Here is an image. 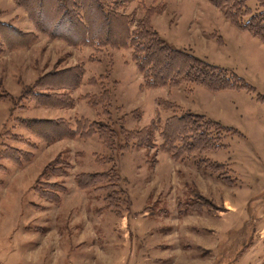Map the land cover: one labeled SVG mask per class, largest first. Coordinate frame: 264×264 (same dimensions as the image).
I'll use <instances>...</instances> for the list:
<instances>
[{
  "label": "rangeland",
  "instance_id": "374dc122",
  "mask_svg": "<svg viewBox=\"0 0 264 264\" xmlns=\"http://www.w3.org/2000/svg\"><path fill=\"white\" fill-rule=\"evenodd\" d=\"M214 5L209 0L112 4L133 16L132 28L152 13L151 25L159 35L233 70L253 91L212 92L185 83L147 88L130 56L131 34L126 37L121 28L109 35L119 40L106 45L72 46L38 33L42 38L30 47L0 54V148L2 142L3 148L33 153L32 161L22 167L0 159V264H32L36 259L26 258L47 246L69 251L65 263L58 264H72L76 257L79 264H264V44L222 20ZM244 5L252 12L262 7L260 0H245ZM3 8L4 20L24 25V13L15 19L5 1ZM93 13L100 23L97 11ZM61 70L63 88L48 86L57 87L63 77H47L35 91L64 93L66 104L68 97L73 100L72 107L49 108L41 98L24 97L40 75ZM159 100L165 104L159 105ZM188 111L205 113L239 133H229L223 148L191 153L181 148L176 158L162 148L160 133L169 116ZM80 117L101 123V130L149 127L153 122L155 141L146 148L111 151L97 135L47 143L17 124L21 118L56 119L75 128ZM59 153L62 165L55 162L49 170L66 169L67 175L42 176ZM202 158L225 169L198 165ZM113 166L122 179L118 187L103 180L88 190L76 185L78 172H108ZM49 181L66 187L58 203L42 199L37 191L55 190ZM112 192L116 208L106 199ZM200 198L208 207L181 210L184 200Z\"/></svg>",
  "mask_w": 264,
  "mask_h": 264
},
{
  "label": "trees",
  "instance_id": "16d2710c",
  "mask_svg": "<svg viewBox=\"0 0 264 264\" xmlns=\"http://www.w3.org/2000/svg\"><path fill=\"white\" fill-rule=\"evenodd\" d=\"M14 1L17 6L25 10L27 16L35 26V31L25 32L10 23L0 21V54L7 49L18 48L23 45L30 47L39 39L37 37L38 33L47 36L51 40H62L72 46L74 44L106 45L107 43L110 44L119 40L111 38V36L114 29L121 28L125 29L123 34L126 37L131 34L129 44L132 52L130 56L131 59L133 58L132 60L135 62L134 64L142 76L143 85L147 88H157L165 85L178 87L185 83L191 86L200 85L212 91L228 89L253 91L249 83L239 77L233 70L212 64L187 50L175 47L163 36L159 35L151 25L153 21L152 13L144 15L137 21L136 27L132 28V23L134 22L132 20L133 16L130 17L126 13L118 12L112 6L114 0ZM209 1L215 3L222 10L224 18L229 23L240 31L258 38L264 44V0H260L262 7L253 12L244 5L245 0ZM95 11H97L100 17V23L97 22L98 18L93 13ZM129 28L131 29L129 30ZM118 34H121V32L119 31ZM103 35L105 37L101 40V36ZM109 35L111 36L109 37ZM64 72L61 70L55 74L40 75V79L35 83L34 88L29 90V92H25L24 97L33 95L36 98H41L40 103L49 108L72 107L74 104L73 100L68 97L69 103L66 104L63 98L65 96L64 93L55 92V94H52L51 92L35 91L36 87L46 82L47 77H56L57 79L63 77L57 81V87L48 85L51 89L63 88L65 84L63 83L65 80ZM79 78L80 76H76L77 83ZM77 83L76 85L69 86H72L71 89H73L77 86ZM32 91H34L33 94ZM10 98L12 99V96ZM261 98L258 96V99ZM2 100L6 99L3 98ZM158 103L162 106L165 104L162 100H159ZM175 105L167 103V106L175 107ZM165 122L166 128L160 133L163 140L162 143L164 144L162 148L176 158L179 157L181 148L187 153L189 151L191 153L197 149L211 150L223 148L226 146L223 139L229 133H239L234 127L224 125L208 117L206 114L192 111L179 116L173 114ZM17 124L39 136L47 143L65 138L97 135L111 151H116L117 149L128 150L137 146H145L146 148L155 141L151 132L153 122L149 127H145L147 126L145 125L144 127L127 129L122 126L120 130L108 127L101 130L98 127L101 123L83 117L78 118L75 128L71 127L66 121L56 119L21 118ZM214 134L216 135L214 136ZM174 140L182 142V145L178 147L177 142L171 145V141ZM2 148L1 142L0 159L13 162L17 167H22L24 163H29L33 159L32 152L8 145ZM60 155L59 153L54 158V161L52 160L51 163L45 166L41 172L42 176H49L50 174L54 176L67 175L66 169L63 171L56 170L58 173L55 172V169L49 170V166L55 162L62 165L59 160ZM109 158L110 161H113V158ZM202 164L204 166L208 165L214 170L225 169V165L214 161L211 162L209 158H202L198 162V165ZM74 180L79 188L86 190L90 186H96L97 183L102 182L100 180H103L104 184L114 186L113 188L118 187L122 181V179L120 180V174L114 166L108 172L103 171L92 174L78 172L74 176ZM46 183L57 188L49 193L47 191L49 190L48 188H38L37 191L41 194V198L50 203H58L60 201V193L66 187L57 181ZM121 192L124 193L122 189ZM114 197L112 192L107 195L106 199L109 206L116 208V206H119V203L114 202ZM206 202L201 198L197 202H193L192 199L184 200L181 210L189 209V206H191L189 210H199L203 207H208Z\"/></svg>",
  "mask_w": 264,
  "mask_h": 264
},
{
  "label": "crops",
  "instance_id": "0c3cea01",
  "mask_svg": "<svg viewBox=\"0 0 264 264\" xmlns=\"http://www.w3.org/2000/svg\"><path fill=\"white\" fill-rule=\"evenodd\" d=\"M4 1L5 3H8L10 8L11 9H14V12L16 13L14 16H12V18L14 17L15 19L17 14L22 12L25 14L26 16V20L23 22L24 25L23 26H19L18 23L14 22V21H8V20H11L10 19H7V20H4L1 16L4 15V11H6L5 8H3V5H4ZM207 2V1H205ZM208 3V2H207ZM209 4V3H208ZM215 6V5H214ZM217 8V6L215 7ZM218 11H220L222 13V20L224 19L226 22H228L225 18H224V15H223V12L222 10H220V8H217ZM0 21L2 22H7V23H10L12 24L14 27L18 28V29H21L25 32H34L35 31V26L34 24L32 23V21L29 19V17L27 16L25 10L19 6L16 5L15 1L14 0H0ZM7 14V13H6ZM229 23V22H228ZM228 23H224V24H228ZM231 24V23H230ZM232 25V24H231ZM233 26V25H232ZM235 27V26H234ZM236 28V27H235ZM237 29V28H236ZM239 30V29H237ZM240 31V30H239ZM240 32H243V31H240ZM243 33H246V32H243ZM248 34V33H247ZM45 37V36H44ZM42 38V37H39V39ZM256 38V37H255ZM258 39V38H256ZM259 40V39H258ZM52 41H60V42H63L62 40H59V39H55V40H52ZM260 41V40H259ZM261 42V41H260ZM33 45V44H32ZM200 86V85H198ZM203 87V86H202ZM203 88H206V87H203ZM207 90H209L208 88H206ZM228 90H235V89H228ZM209 91H212V90H209ZM221 91H226V90H221ZM221 91H212V92H221ZM195 111V110H194ZM205 114V113H203ZM207 115V114H206ZM218 121V120H217ZM220 122V121H219ZM39 254H42V257L41 259L38 260V255ZM69 254V251L67 249H62L61 247H58V248H52L51 250H49L48 246L47 247H42V249L40 250L39 253H33V256L32 257H27L26 260L29 262L31 261V258L33 260L36 259L35 262H31L32 264H58V261H62L63 263H65V255H68ZM59 255H62V257H59ZM37 256V257H36ZM11 259H13L11 257ZM76 261V264H79V259L76 257L75 259H73V261H71L72 264H74Z\"/></svg>",
  "mask_w": 264,
  "mask_h": 264
}]
</instances>
